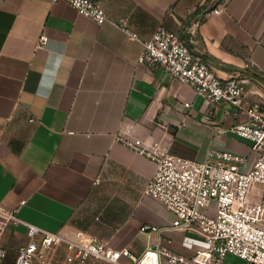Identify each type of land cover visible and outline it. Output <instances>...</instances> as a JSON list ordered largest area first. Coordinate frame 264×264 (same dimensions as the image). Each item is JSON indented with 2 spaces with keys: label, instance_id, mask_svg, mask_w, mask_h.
<instances>
[{
  "label": "crops",
  "instance_id": "obj_1",
  "mask_svg": "<svg viewBox=\"0 0 264 264\" xmlns=\"http://www.w3.org/2000/svg\"><path fill=\"white\" fill-rule=\"evenodd\" d=\"M97 1L139 39L64 0H0V205L14 208L24 199L17 218L67 239L81 232L141 255L159 237L187 254L183 233L170 228L173 214L142 195L153 161L118 138L197 161L209 150H227L246 158L244 170L257 152L249 140L216 129L246 121L244 112L227 102L211 108L191 87L137 58L163 27L218 77L245 78L246 103L262 102L264 81L256 74L264 76V0H229L219 14L208 13L212 0ZM41 32L47 42L36 47ZM142 224L160 232H139ZM25 240L23 224L9 225L7 258ZM226 263L247 264L232 255Z\"/></svg>",
  "mask_w": 264,
  "mask_h": 264
},
{
  "label": "built area",
  "instance_id": "obj_2",
  "mask_svg": "<svg viewBox=\"0 0 264 264\" xmlns=\"http://www.w3.org/2000/svg\"><path fill=\"white\" fill-rule=\"evenodd\" d=\"M212 1L216 5L208 13L219 14L229 0ZM64 2L97 24L110 22L129 39H139L125 18H109L97 0ZM46 42L47 36L41 32L36 47ZM137 61L158 65L170 80L191 87L211 108L227 102L244 112L246 121L227 130L216 129L252 142L257 155L251 166L244 170L246 158L227 150H209L203 160L197 161L147 148L140 139L120 137L134 152L153 161L154 171L142 195L156 199L173 214L170 228L183 233L180 243L189 253L171 251L159 237L141 255L127 247L116 249L107 242L85 239L81 232L67 239L17 218L16 212L25 202L22 199L14 208L0 205V264H48L50 254L62 245L67 250L63 260L66 264L94 260L110 264H223L228 255L247 264H264V100L246 103L245 78L218 77L208 63L189 51L178 34L163 27L156 28L143 42ZM207 113L211 116L212 109ZM17 224L25 226L26 240L6 263L2 237L9 225ZM138 231L159 233L160 228L142 224Z\"/></svg>",
  "mask_w": 264,
  "mask_h": 264
},
{
  "label": "rangeland",
  "instance_id": "obj_3",
  "mask_svg": "<svg viewBox=\"0 0 264 264\" xmlns=\"http://www.w3.org/2000/svg\"><path fill=\"white\" fill-rule=\"evenodd\" d=\"M2 239H3V237H2ZM99 241L106 242V241H102V240H99ZM2 245H3V241H2ZM65 250H66V248H65ZM14 255H13V257H14ZM64 255H65L64 253L61 254V251L58 248V250H55L54 253L50 254L48 264H64L63 263L64 262L63 261L64 260ZM10 259L11 258L8 257L6 259V263H8L10 261Z\"/></svg>",
  "mask_w": 264,
  "mask_h": 264
},
{
  "label": "trees",
  "instance_id": "obj_4",
  "mask_svg": "<svg viewBox=\"0 0 264 264\" xmlns=\"http://www.w3.org/2000/svg\"><path fill=\"white\" fill-rule=\"evenodd\" d=\"M202 59V58H201ZM203 60V59H202ZM204 61V60H203ZM262 81H264V76L260 73H257L256 74Z\"/></svg>",
  "mask_w": 264,
  "mask_h": 264
}]
</instances>
